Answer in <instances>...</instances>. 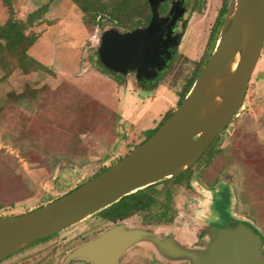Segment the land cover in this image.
Wrapping results in <instances>:
<instances>
[{
	"label": "rangeland",
	"instance_id": "374dc122",
	"mask_svg": "<svg viewBox=\"0 0 264 264\" xmlns=\"http://www.w3.org/2000/svg\"><path fill=\"white\" fill-rule=\"evenodd\" d=\"M49 1L14 0L13 17L25 22ZM219 8V0H209L203 13L189 18L173 65L152 88L141 87L132 75L120 82L100 72V41L115 27L106 22L90 31L70 0L51 3L29 31L38 38L28 55L44 69L7 80L0 70V218L21 216L63 197L139 144L144 131L176 108L177 94L206 55ZM9 18L0 0V25ZM26 91H36L37 99L17 104ZM218 150L224 152L210 168L195 169L188 187L175 188L177 216L171 225L145 227L137 216L123 223L195 248L203 246L207 230L220 224L225 212L264 237V47L243 106L225 129ZM202 187L212 193L218 214L214 222L195 218ZM157 190L163 199L164 187ZM112 226L91 216L49 244L61 243L64 255ZM121 264L188 263L167 262L141 245L128 251Z\"/></svg>",
	"mask_w": 264,
	"mask_h": 264
},
{
	"label": "water",
	"instance_id": "95a60500",
	"mask_svg": "<svg viewBox=\"0 0 264 264\" xmlns=\"http://www.w3.org/2000/svg\"><path fill=\"white\" fill-rule=\"evenodd\" d=\"M153 13L145 30L120 34L113 29L102 36L98 60L120 82L131 72H137L142 81L155 61L161 41L157 31L175 18L159 24L154 7ZM222 31L192 90L151 138L80 188L24 215L0 218V262L138 191L181 175L198 162L243 106L264 47V0H231ZM238 54V67L228 77ZM218 97L223 103L215 107ZM141 245L172 263L264 264V237L243 222L209 228L203 246L195 248L183 246L174 237L160 239L157 233L120 223L73 251L64 264L75 259L118 264L125 253Z\"/></svg>",
	"mask_w": 264,
	"mask_h": 264
},
{
	"label": "trees",
	"instance_id": "16d2710c",
	"mask_svg": "<svg viewBox=\"0 0 264 264\" xmlns=\"http://www.w3.org/2000/svg\"><path fill=\"white\" fill-rule=\"evenodd\" d=\"M54 1L55 0H50L48 4L42 6L32 13L25 22H22L15 20L13 17L14 0H2L3 5L10 13V18L7 22L0 25V70L3 72L2 79L7 80L16 74L29 75L32 72L44 69L42 65L28 55L29 50L34 46L38 38L33 32L29 31L36 21L41 20L48 13L49 5ZM70 1L81 11L83 14V24L90 31H93L96 27L103 28L104 24L108 22L115 27L116 30L129 32L138 27L147 25L151 17L148 0ZM229 3L230 0L225 1L224 8L212 28L206 55L199 62L192 78L186 82L183 89L177 94L178 102L176 108L168 111L155 128L144 131L142 134V141L137 145L131 146L129 152L124 157L151 138L170 119L176 109L188 96L196 79L216 49L219 35L228 12L227 7ZM98 64L102 74L112 76L99 60ZM37 97L38 93L36 91H26L24 94L17 97V104L23 105L30 101L33 102ZM221 137L222 136L218 137L210 145L204 155L193 167L181 175L138 191L97 213L94 217L110 225L123 223L135 216L142 220V224L145 227L171 225L177 216V212L172 204L175 188L188 187L194 177L195 169L201 166L210 168L215 161L222 156L224 151L218 150V143ZM124 157L119 158L116 162L122 160ZM107 169V167L100 168L95 175L77 186L74 190L104 173ZM160 186L164 187L163 199L158 198L160 194L157 188Z\"/></svg>",
	"mask_w": 264,
	"mask_h": 264
},
{
	"label": "flooded vegetation",
	"instance_id": "af4514ba",
	"mask_svg": "<svg viewBox=\"0 0 264 264\" xmlns=\"http://www.w3.org/2000/svg\"><path fill=\"white\" fill-rule=\"evenodd\" d=\"M219 1H220V8L218 10V14L216 18L214 19L213 26L215 25L217 19L219 18L220 13L224 8V3L226 0H219ZM148 2L151 12V17L148 24L145 26L138 27L133 31L145 30L149 27L154 15L153 7L155 8L156 13L158 14V18L160 20L159 24L165 22L166 20L168 21V19L172 18L173 16L175 18L173 19L172 23L167 22V27L157 31V37L158 38L160 37L161 41H159L158 47L156 49L155 61L149 64V70L147 73L142 75L141 78L142 81L140 82L137 79V72H131L127 75V76L132 75L136 79V81L140 85H142V87H154L158 82H160V80L163 78L165 73H167L170 70L171 66L173 65L176 59L178 49L181 46L182 40L186 32V28L190 22L189 18L190 17L192 18L195 15H200L201 13H203L207 8L209 0H148ZM230 3L228 4L227 10L229 9ZM117 31L120 34H126L132 32V31L122 32L120 30ZM177 39H179V45L174 46L175 43L177 42ZM100 45H101V41H100ZM217 187L218 185L214 186L210 190H216ZM220 216H221V223L220 224L215 223V225H212V227L214 228L225 227L236 222V219H234L231 215L226 214L225 212H224V216L223 215ZM102 233H100V235ZM59 235L60 233L45 240H42L40 242H37L35 244H32L26 248H23L19 252L13 254L12 256L0 262V264H64L67 257L73 251L93 241L98 237L97 236L91 240H88L74 247L64 255H62L63 250L60 251V249L62 248L61 243L49 244L55 238L59 237ZM122 258L119 260L118 264H121ZM67 264H91V263L86 260L75 259L69 261Z\"/></svg>",
	"mask_w": 264,
	"mask_h": 264
},
{
	"label": "clouds",
	"instance_id": "9594fccd",
	"mask_svg": "<svg viewBox=\"0 0 264 264\" xmlns=\"http://www.w3.org/2000/svg\"><path fill=\"white\" fill-rule=\"evenodd\" d=\"M201 192L203 198L194 205L196 209L195 218L198 222H214L218 219V214L213 211L212 193L208 191L207 187H202Z\"/></svg>",
	"mask_w": 264,
	"mask_h": 264
},
{
	"label": "bare ground",
	"instance_id": "6f19581e",
	"mask_svg": "<svg viewBox=\"0 0 264 264\" xmlns=\"http://www.w3.org/2000/svg\"><path fill=\"white\" fill-rule=\"evenodd\" d=\"M239 62H240V55L238 54V55L235 57V59L233 60V62L231 63V65L229 66V68H228V71H227V76H228V77H229L230 75H232V74L236 71ZM221 83H222V81L218 82L217 85L221 86ZM222 103H223L222 98H221V97H218V98L215 100L214 105H215V107H218V106L222 105Z\"/></svg>",
	"mask_w": 264,
	"mask_h": 264
},
{
	"label": "built area",
	"instance_id": "2783aa9c",
	"mask_svg": "<svg viewBox=\"0 0 264 264\" xmlns=\"http://www.w3.org/2000/svg\"><path fill=\"white\" fill-rule=\"evenodd\" d=\"M235 117H237V115Z\"/></svg>",
	"mask_w": 264,
	"mask_h": 264
}]
</instances>
